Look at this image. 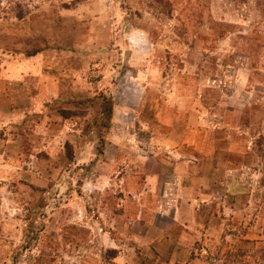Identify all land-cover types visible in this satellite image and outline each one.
Masks as SVG:
<instances>
[{
  "label": "rangeland",
  "instance_id": "374dc122",
  "mask_svg": "<svg viewBox=\"0 0 264 264\" xmlns=\"http://www.w3.org/2000/svg\"><path fill=\"white\" fill-rule=\"evenodd\" d=\"M0 264H264V0H0Z\"/></svg>",
  "mask_w": 264,
  "mask_h": 264
},
{
  "label": "crops",
  "instance_id": "0c3cea01",
  "mask_svg": "<svg viewBox=\"0 0 264 264\" xmlns=\"http://www.w3.org/2000/svg\"><path fill=\"white\" fill-rule=\"evenodd\" d=\"M5 104H8V102L5 103ZM28 104H29V101L27 100V105H28ZM7 121H8V120H7ZM7 121H6V122H7ZM229 183H230V182H229ZM206 186H208V185H206ZM227 187H228V184H227ZM227 187H226V189L231 190V187H235V182H233V183L230 184V186H229L230 189L227 188ZM214 200H215V199H214ZM230 208H231V210L236 211L235 208H233V207H230ZM254 232H255L254 230L251 231V234L253 235V236H252V239H253V237H255V236H254L255 234H253ZM255 233H256V232H255ZM251 244H252V246L255 245L256 248L259 247V243H258V242H255V243L253 242V243H251ZM189 248H191V247H189ZM189 248H188V249H189ZM177 251H178V249H177Z\"/></svg>",
  "mask_w": 264,
  "mask_h": 264
}]
</instances>
